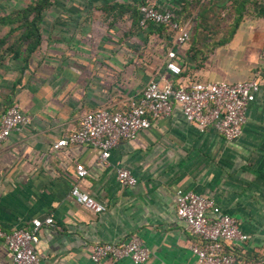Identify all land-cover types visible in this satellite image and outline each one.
Returning a JSON list of instances; mask_svg holds the SVG:
<instances>
[{
  "label": "crops",
  "instance_id": "obj_1",
  "mask_svg": "<svg viewBox=\"0 0 264 264\" xmlns=\"http://www.w3.org/2000/svg\"><path fill=\"white\" fill-rule=\"evenodd\" d=\"M149 1L178 9L183 3ZM138 4L0 0V114L15 105L28 118L0 142V228L10 231L50 216L53 225L38 232L37 264H90L93 244L118 243L131 234L148 249L143 264H193L188 246L198 239L175 214L174 192L181 189L212 198L247 234L246 242L225 246L226 252L264 264V84L248 105L240 136L231 142L199 132L174 107L169 117L119 141L104 164L93 148L52 146L75 129L84 112L125 110L149 79L174 81L163 64L171 35L150 24L138 26ZM241 13L233 34L203 60L186 56L187 44L177 49L188 81L264 77V16L251 2ZM33 20L38 44L28 50L31 38L24 37ZM77 166L86 171L78 179ZM119 167L130 171L134 185L117 183ZM72 183L103 210L93 213L78 204L69 194ZM8 263L0 241V264Z\"/></svg>",
  "mask_w": 264,
  "mask_h": 264
},
{
  "label": "built area",
  "instance_id": "obj_2",
  "mask_svg": "<svg viewBox=\"0 0 264 264\" xmlns=\"http://www.w3.org/2000/svg\"><path fill=\"white\" fill-rule=\"evenodd\" d=\"M165 7L154 2L138 5L137 25L163 26L171 33L163 64L174 81L149 79L125 110L96 108L84 112L78 118L75 129L52 144L54 148L69 145L90 147L98 151L97 160L104 164L110 150L119 141L130 140L139 131L148 128L152 121L169 117L174 107L199 132H215L227 142L240 136L248 105L264 84V77L233 83L188 81V78L180 77L182 64L176 52L186 45L191 23L188 20H173L171 12ZM27 123L28 118L15 105L7 106L0 114V142L10 133L20 131ZM74 172L77 179L86 173L82 166H77ZM115 179L123 187L135 184V178L123 167L116 169ZM69 194L83 208L93 213L103 210L101 204L88 193L80 191L75 183L70 185ZM174 196L176 217L198 239L188 246L193 255V264H249L237 260L224 249L225 246L230 248L248 240L247 234L240 230L234 217L220 211L212 198L195 192L176 189ZM52 225V218L46 216L43 219L34 218L28 225L10 231L0 228V241L9 254L8 264H37L35 245L38 232L42 226ZM147 258L148 249L136 234L118 243L93 244L88 255L90 264H110L120 259H127L132 264H143Z\"/></svg>",
  "mask_w": 264,
  "mask_h": 264
},
{
  "label": "trees",
  "instance_id": "obj_3",
  "mask_svg": "<svg viewBox=\"0 0 264 264\" xmlns=\"http://www.w3.org/2000/svg\"><path fill=\"white\" fill-rule=\"evenodd\" d=\"M38 1H42L44 2L45 0H38ZM216 1L218 0H182V5H179L181 6L182 9H178L176 8L175 6L173 5H166L165 8H167L171 14H172V19L175 20V21H178V22H184L186 20H188L190 23H191V32H190V36H189V39L187 40L186 44H187V48L184 50V54L186 56H188V54H190V57H193V55L197 54L199 52H201L200 50H202V48H194L192 47V36H194V26H196V23L194 22L195 20H189L188 19V13H190V11L192 9H196V12L197 11V8H201V10H203V4H206L207 3V6H213L214 4H216ZM262 1L263 0H242L239 2V0H228V3H229V7H230V10H231V15L230 18L232 20V27L230 28V30L228 31V34L225 36V37H220L216 42H211V48H213L214 46L218 45V44H222L224 42H226L228 40V38L233 34L234 30L236 29V27L238 26L239 24V21L241 19V11H243V8H244V5L251 2L253 3L256 8H257V14L258 15H263L264 16V6L262 5ZM150 1L149 0H139V4H144V3H149ZM186 3V4H185ZM137 5V7H138ZM34 11H37L39 10L40 8L39 7H34L32 8ZM38 15V12L36 13ZM198 14V13H197ZM136 15H137V18H138V11H137V8H136ZM27 26H29V29L27 30V34L25 35L24 38H28L30 37L31 40L30 42H28L29 44V47H28V50H33L36 45L38 44V34H37V28H36V25L34 23V20L28 24ZM154 26V25H152ZM156 27V30H158L159 32L160 31H163L165 32V34L167 36H170L171 33L167 31V29L163 26H154ZM169 44V43H168ZM204 43H200V45ZM206 49H208L207 46H205ZM209 50V49H208ZM201 60V57H197ZM204 59V57H203ZM202 59V60H203ZM198 65V63L196 64ZM187 72H188V69L187 67H185L184 65H182V71L180 73V77H185L187 75Z\"/></svg>",
  "mask_w": 264,
  "mask_h": 264
},
{
  "label": "rangeland",
  "instance_id": "obj_4",
  "mask_svg": "<svg viewBox=\"0 0 264 264\" xmlns=\"http://www.w3.org/2000/svg\"><path fill=\"white\" fill-rule=\"evenodd\" d=\"M228 0H218L217 4L213 6H207L203 4V10L201 8L192 9L188 13V19L195 20L196 26H194V36H192V47L193 49L198 47L202 48L198 56L203 59V54L211 49V42H216L220 37H225L228 31L233 26L232 20L228 17L231 15ZM198 13V14H197ZM192 23V21H191ZM204 43L200 45V43ZM208 47V49L205 48Z\"/></svg>",
  "mask_w": 264,
  "mask_h": 264
}]
</instances>
